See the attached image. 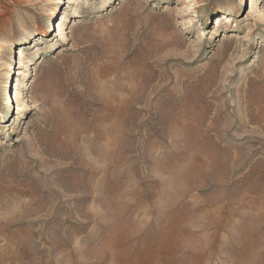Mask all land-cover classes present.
Masks as SVG:
<instances>
[{
  "label": "rangeland",
  "instance_id": "374dc122",
  "mask_svg": "<svg viewBox=\"0 0 264 264\" xmlns=\"http://www.w3.org/2000/svg\"><path fill=\"white\" fill-rule=\"evenodd\" d=\"M59 1L0 0V264H264V0Z\"/></svg>",
  "mask_w": 264,
  "mask_h": 264
},
{
  "label": "bare ground",
  "instance_id": "6f19581e",
  "mask_svg": "<svg viewBox=\"0 0 264 264\" xmlns=\"http://www.w3.org/2000/svg\"><path fill=\"white\" fill-rule=\"evenodd\" d=\"M60 3H62L61 1L59 0H51V5H54V6H57L59 5ZM218 11V10H217ZM65 13V12H64ZM54 15L51 14V15H48L47 16V20L49 21L48 17ZM47 23V22H46ZM42 30V27H40L39 25H37L35 27V31L37 32H41ZM61 34L63 35V30L61 31ZM65 38V37H64ZM24 46H20L16 51H17V55H18V58H19V65H22L24 66L25 68L28 67V63H30V60L26 57V53L23 49ZM25 71H21L20 69L18 70V72L16 73V77H15V84H14V87H13V102L15 104V107H16V111L17 113H24L26 112L28 109H30V104L28 103V101L24 98L23 94H22V91H21V88L22 85H23V82H24V79H25ZM147 82V81H146ZM143 88V87H142ZM144 91V89H142ZM142 90H139L138 92L140 93ZM11 93L10 95H7V96H0V103H3L5 105L9 106L12 105V102H11V94H12V87L10 89ZM136 91V90H135ZM142 94V93H141ZM139 97L136 96L134 99H132L131 101H133L134 103L137 102V100ZM132 102V103H133ZM138 104V103H137ZM128 105V104H127ZM126 105V106H127ZM130 105V104H129ZM15 122L17 124L18 122V118H15ZM14 128V127H13ZM240 188V187H239ZM237 188V191H236V216L237 218L241 217V214H242V209H244L246 212L245 214L248 215V217H250L248 219V223H249V227H251L253 224H256V223H264V208L263 210H260V209H257L256 207L252 206V205H248L250 203V199H251V196L254 195L253 192H250V191H247V195L245 197V201L246 200H249L246 204V205H243L244 204V201H243V198L241 197V188L239 189ZM243 190V189H242ZM264 189L261 190L259 193H263ZM249 195V196H248ZM254 212L256 214H254ZM248 229V228H247ZM252 229V227L250 228ZM249 230V229H248ZM247 236V235H246ZM251 238V237H250ZM262 238V237H261ZM264 238V237H263ZM260 240V239H259ZM256 241V240H255ZM260 244V243H259Z\"/></svg>",
  "mask_w": 264,
  "mask_h": 264
}]
</instances>
